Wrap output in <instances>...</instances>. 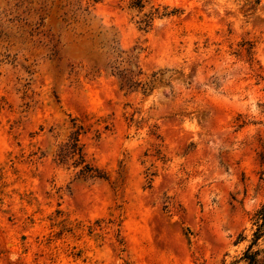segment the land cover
<instances>
[{"label":"rangeland","instance_id":"374dc122","mask_svg":"<svg viewBox=\"0 0 264 264\" xmlns=\"http://www.w3.org/2000/svg\"><path fill=\"white\" fill-rule=\"evenodd\" d=\"M130 2L0 0V264H246L264 0ZM156 7L175 12L141 29ZM69 116L106 179L55 160Z\"/></svg>","mask_w":264,"mask_h":264},{"label":"trees","instance_id":"16d2710c","mask_svg":"<svg viewBox=\"0 0 264 264\" xmlns=\"http://www.w3.org/2000/svg\"><path fill=\"white\" fill-rule=\"evenodd\" d=\"M146 0H131L130 7L142 10ZM165 10V9H164ZM175 11H162L158 8L143 13L138 19V24L141 29H148L152 26L155 18H161ZM113 73L117 75L121 81L122 86H134L140 82L135 80L141 72H134L133 70L119 69L118 65L113 66ZM143 91L149 88L147 82L141 84ZM69 133L57 147L55 153V160L62 165L72 167L76 172L75 175L82 179H106V173L91 163L87 158L81 141L82 136L89 130L91 124L85 122L76 116H69ZM97 131V130H96ZM254 230L252 237L246 250L243 252L242 259L246 264H264V259L259 257L262 250L252 249L254 245L258 244L260 239L264 240V203L255 211L253 216Z\"/></svg>","mask_w":264,"mask_h":264}]
</instances>
